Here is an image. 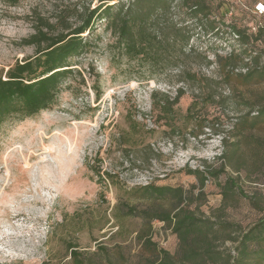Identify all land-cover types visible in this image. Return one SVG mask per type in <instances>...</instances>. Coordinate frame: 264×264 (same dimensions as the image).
<instances>
[{
  "label": "rangeland",
  "instance_id": "374dc122",
  "mask_svg": "<svg viewBox=\"0 0 264 264\" xmlns=\"http://www.w3.org/2000/svg\"><path fill=\"white\" fill-rule=\"evenodd\" d=\"M205 1L196 18L177 0L165 11L189 39L156 62L118 55L108 19L95 16L54 104L0 124V264H77L71 251L84 264H191L166 223L121 216L125 203L167 207L139 198L149 182L187 189L194 215L221 225L214 248L233 253L264 211V0ZM100 2H0V75L34 54L24 39L41 21L73 27ZM244 49L236 67L219 65ZM179 88L173 112L159 114L155 102ZM131 121L138 132L125 142Z\"/></svg>",
  "mask_w": 264,
  "mask_h": 264
},
{
  "label": "trees",
  "instance_id": "16d2710c",
  "mask_svg": "<svg viewBox=\"0 0 264 264\" xmlns=\"http://www.w3.org/2000/svg\"><path fill=\"white\" fill-rule=\"evenodd\" d=\"M100 1L83 15L79 25L72 27L65 24L53 31L54 25L41 21V25L35 27L34 33L24 39V44L35 46V52L8 67L4 76L0 75V124L9 119L32 116L54 104L63 80L72 72L71 66L74 64L70 63L71 58L79 56L88 44L83 33L88 34L93 28L95 16L108 19L115 36L112 47L120 56L141 57L145 61L156 62L166 51L183 54L189 36L176 24L165 25L161 21L165 11L176 0ZM111 1L114 2L110 3ZM0 2L15 5L18 0ZM177 3L187 8L191 17L206 15L205 0H177ZM166 27L173 32L171 36L167 35L169 33L166 32ZM215 27L212 23L208 25L210 30ZM232 31L238 36L241 35L240 29L235 26H232ZM245 52L246 49L230 53L226 57L217 56V61L222 68H233L242 58L247 57ZM183 93L179 88L172 97L164 95L155 102V110L159 114L161 111L172 113L173 106ZM260 113L264 114V109ZM137 132V126L131 121L129 129L122 131L120 136L125 142H129ZM188 173L196 175L201 185L207 179L199 169L190 170ZM111 177V174L106 173L107 179ZM188 192L180 185H154L149 182L137 191L139 198H159L161 202H167V207L157 210L152 206L138 208L136 203H125L120 214L146 221L158 219L166 223L177 234L184 248V257L191 264H205L207 261L213 264H264V211L254 223L239 233L232 247L233 253L223 252L213 246V239L221 225L195 216L188 208L191 203ZM71 252L77 258V264H84L75 251ZM161 264L173 263L164 259Z\"/></svg>",
  "mask_w": 264,
  "mask_h": 264
},
{
  "label": "built area",
  "instance_id": "2783aa9c",
  "mask_svg": "<svg viewBox=\"0 0 264 264\" xmlns=\"http://www.w3.org/2000/svg\"><path fill=\"white\" fill-rule=\"evenodd\" d=\"M255 9L258 13H263L264 12V5L262 3H257Z\"/></svg>",
  "mask_w": 264,
  "mask_h": 264
}]
</instances>
